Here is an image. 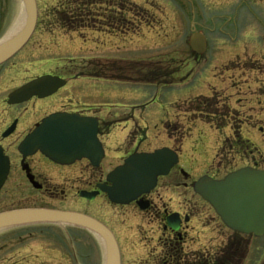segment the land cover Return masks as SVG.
<instances>
[{"label":"rangeland","instance_id":"rangeland-1","mask_svg":"<svg viewBox=\"0 0 264 264\" xmlns=\"http://www.w3.org/2000/svg\"><path fill=\"white\" fill-rule=\"evenodd\" d=\"M64 1L38 0L39 23L28 49L33 59L44 62L39 67L45 73L108 80L81 81L106 91L91 105L107 112L103 117L109 124L120 122L112 126L113 135L124 138L136 131L150 148L182 141L180 159L194 178L214 171L220 162L226 173L231 130H243L238 140L259 142L253 128L264 119V1L103 0L109 8H124L131 22L115 39L106 37L103 26L94 28L98 32L56 26ZM2 8L9 22L0 38L17 31V18L24 17L19 0H0ZM194 32L206 40L199 57L188 45ZM69 234L73 243L81 238L79 250L89 246L88 264H102V246L89 234L73 229ZM37 239L30 238L28 246H45ZM52 241L45 237V244Z\"/></svg>","mask_w":264,"mask_h":264},{"label":"flooded vegetation","instance_id":"flooded-vegetation-1","mask_svg":"<svg viewBox=\"0 0 264 264\" xmlns=\"http://www.w3.org/2000/svg\"><path fill=\"white\" fill-rule=\"evenodd\" d=\"M107 6L103 13L110 18L88 19L87 29L98 32L94 28L103 26L106 37H121L122 9L117 7L118 4L115 8ZM8 22L7 12L4 16L0 13V37ZM53 22L59 28L70 24L61 19ZM38 23L39 19L36 28ZM32 39L33 36L0 65V214L50 209L88 216L113 234L120 264H264V233L260 236L242 234L222 223L212 208L194 192L198 178L192 177L184 168L179 143L170 147L178 154V163L167 176L157 179L154 189L128 204L112 203L99 189L110 185L107 182L109 172L130 155L151 153L158 148H150L147 139L136 131L135 135L129 133L124 138L113 135L112 126L120 122L113 120L115 122L109 124L103 117L107 112L91 105L93 97H104L106 91L92 90L88 82L81 81L90 78L88 76L65 75V71L43 72L39 65L44 62L33 59L28 49ZM27 54L33 60L28 61ZM44 75L58 77L66 83L48 97L34 95L25 101L10 100L15 91ZM101 79L107 81L104 77ZM261 110L264 117V104ZM53 113L98 120L97 138L103 155L97 165L85 158L59 164L39 150L23 149L25 139ZM253 129L259 136L258 143L238 140L236 135L243 130H231L234 142L228 150V172L245 167L264 171V119ZM222 167L220 162L214 171L208 170L206 174L220 179L225 175L221 173ZM49 227L52 228L51 234L46 232ZM69 231L54 224L1 229L0 264H88L89 246H82L79 250L78 241L73 243L68 239ZM47 236L51 237L52 243L45 244ZM33 237L42 240L38 243L45 246H28Z\"/></svg>","mask_w":264,"mask_h":264},{"label":"water","instance_id":"water-1","mask_svg":"<svg viewBox=\"0 0 264 264\" xmlns=\"http://www.w3.org/2000/svg\"><path fill=\"white\" fill-rule=\"evenodd\" d=\"M24 12L22 27L0 43V64L11 58L29 40L37 21L35 0H20ZM189 47L196 55L205 51L201 33H193ZM64 81L43 76L28 83L10 96V100L24 101L33 95L46 97L64 85ZM98 122L95 118L57 113L44 118L25 139L23 149L39 150L50 160L70 164L88 159L92 165L103 155L97 139ZM177 163V155L161 148L152 153L133 154L107 176L110 186H100L111 202L128 204L149 193L160 176H166ZM194 191L209 203L223 224L242 234L260 236L264 233V171L243 168L214 180L203 176L194 183ZM60 224L87 230L102 243L103 264H120L117 244L110 231L98 221L85 215L57 210H21L0 214V230L30 224Z\"/></svg>","mask_w":264,"mask_h":264},{"label":"trees","instance_id":"trees-1","mask_svg":"<svg viewBox=\"0 0 264 264\" xmlns=\"http://www.w3.org/2000/svg\"><path fill=\"white\" fill-rule=\"evenodd\" d=\"M108 5L103 0H75L71 2L69 0H65L62 4L60 11H57V16L61 18V20H66L70 25L68 28L79 29V28H88L87 22L88 19L91 21L100 20V18H110L106 16L103 12L105 10V6ZM111 6V5H109ZM122 9V8H121ZM124 9V8H123ZM122 9V26L124 28V33L127 30V24L131 23L128 19L125 18L126 12ZM55 11V10H54ZM1 15L4 16L6 13L5 8H2L0 11Z\"/></svg>","mask_w":264,"mask_h":264},{"label":"bare ground","instance_id":"bare-ground-1","mask_svg":"<svg viewBox=\"0 0 264 264\" xmlns=\"http://www.w3.org/2000/svg\"><path fill=\"white\" fill-rule=\"evenodd\" d=\"M23 19H24L23 15H20L19 18H17V22L15 23V27H18L19 25H21L22 22L20 23V21H22Z\"/></svg>","mask_w":264,"mask_h":264}]
</instances>
